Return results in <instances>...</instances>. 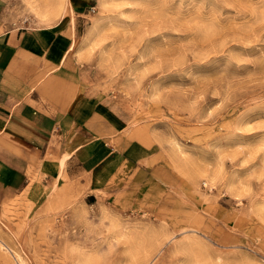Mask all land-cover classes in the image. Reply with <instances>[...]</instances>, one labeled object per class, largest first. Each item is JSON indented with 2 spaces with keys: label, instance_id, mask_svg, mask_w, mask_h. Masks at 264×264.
Returning <instances> with one entry per match:
<instances>
[{
  "label": "rangeland",
  "instance_id": "rangeland-1",
  "mask_svg": "<svg viewBox=\"0 0 264 264\" xmlns=\"http://www.w3.org/2000/svg\"><path fill=\"white\" fill-rule=\"evenodd\" d=\"M76 17L80 105L115 124L113 170L92 199L79 172L0 188V264H264V0H95Z\"/></svg>",
  "mask_w": 264,
  "mask_h": 264
},
{
  "label": "crops",
  "instance_id": "crops-1",
  "mask_svg": "<svg viewBox=\"0 0 264 264\" xmlns=\"http://www.w3.org/2000/svg\"><path fill=\"white\" fill-rule=\"evenodd\" d=\"M68 3L75 18L67 12L28 26L6 19L0 1V188L9 192L79 172L92 199L113 170L107 138L115 124L107 113L82 112L78 95L76 16L95 0Z\"/></svg>",
  "mask_w": 264,
  "mask_h": 264
},
{
  "label": "bare ground",
  "instance_id": "bare-ground-1",
  "mask_svg": "<svg viewBox=\"0 0 264 264\" xmlns=\"http://www.w3.org/2000/svg\"><path fill=\"white\" fill-rule=\"evenodd\" d=\"M22 1L31 11H33V13H35L37 16H39L42 19H50L57 17L60 18V16L62 17L64 15V12L67 10V8H69V11L71 12L68 3L69 0H22ZM108 2L109 0H97V5L103 6Z\"/></svg>",
  "mask_w": 264,
  "mask_h": 264
},
{
  "label": "snow or ice",
  "instance_id": "snow-or-ice-1",
  "mask_svg": "<svg viewBox=\"0 0 264 264\" xmlns=\"http://www.w3.org/2000/svg\"><path fill=\"white\" fill-rule=\"evenodd\" d=\"M153 43H158V41H153Z\"/></svg>",
  "mask_w": 264,
  "mask_h": 264
}]
</instances>
